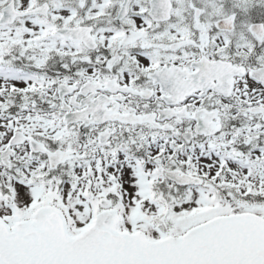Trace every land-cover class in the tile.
I'll return each mask as SVG.
<instances>
[{"label": "snow or ice", "instance_id": "1", "mask_svg": "<svg viewBox=\"0 0 264 264\" xmlns=\"http://www.w3.org/2000/svg\"><path fill=\"white\" fill-rule=\"evenodd\" d=\"M0 264H264V0H0Z\"/></svg>", "mask_w": 264, "mask_h": 264}]
</instances>
